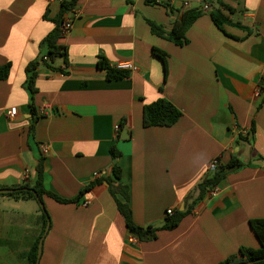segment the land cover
<instances>
[{
    "label": "crops",
    "instance_id": "crops-1",
    "mask_svg": "<svg viewBox=\"0 0 264 264\" xmlns=\"http://www.w3.org/2000/svg\"><path fill=\"white\" fill-rule=\"evenodd\" d=\"M182 1L193 9L202 0L166 6L75 0L80 14L70 34L58 40L66 61L57 57L52 68L38 67L34 116L25 68L41 55L61 5L0 0V66L11 65L9 77L0 80V185H33L39 157L46 190L63 199L73 200L101 181L77 203L43 195L48 218L38 201L0 196V264H28L25 254L39 242L38 264H217L242 246L259 247L249 221L264 218V0H222L234 11L225 12L231 24L217 26L204 12L179 46L153 34L148 21L170 30L186 11ZM153 48L167 55L166 73ZM99 58L110 66L129 61L138 71L108 81L97 68ZM158 98L182 116L170 127L144 128L143 107ZM13 107L17 113L10 118ZM112 145L121 154L120 183L129 186L138 226L161 225L168 209L184 211L187 195L214 158L226 164L234 156L242 166L176 228L159 231L151 241L129 242L105 181Z\"/></svg>",
    "mask_w": 264,
    "mask_h": 264
},
{
    "label": "trees",
    "instance_id": "trees-1",
    "mask_svg": "<svg viewBox=\"0 0 264 264\" xmlns=\"http://www.w3.org/2000/svg\"><path fill=\"white\" fill-rule=\"evenodd\" d=\"M75 4V0L68 1L64 4H61V12L56 19L52 20V23L55 25L54 29L47 34L42 44H44V49L41 52V55L35 58L33 61L26 65V80L24 82L26 91L29 94V107L32 113L35 116V108L33 106L34 96L37 92L35 87V79L38 77V67L44 65L46 67H51L52 62L57 57H63V60L66 61V51L65 49L58 44L59 34H60V22L62 15L67 9H70ZM233 14L234 11L231 9L225 2L222 0H214L212 11L209 13L212 21L217 25L221 26L222 24H231L227 15ZM204 13V11L193 8L186 10L180 18L175 21L170 30H165L161 25L149 22L151 32L160 36V38L166 39L176 45L184 46L187 43L186 32L194 20ZM153 54L159 57L160 61L163 63L165 73L167 72L166 59L167 55L160 51V49L153 48ZM46 57L47 59H43ZM97 68L105 72L106 80L111 81H122L130 77V72L119 71L115 69L114 66H110L103 58H99L97 61ZM11 71L10 64H4L0 66V80H6ZM264 91V90H263ZM182 113L177 109L170 101L164 98H158L156 101L151 102L143 107V124L144 128L147 127H170L174 125L179 118H181ZM38 117H35L30 123V134L33 135L34 126L37 122ZM255 123L252 122V125L247 132V136H251L254 132ZM111 158L113 159V166L111 168V176H107L105 181L109 185V193L112 196L118 213L122 216L125 221V224L132 235L138 242H147L153 239H156V235L159 231L163 230H173L176 228L181 220L187 215L190 214L198 202H201L206 198L208 192L213 188L217 187L218 184L226 178V176L231 172L242 166V163L236 158L231 157V159L223 164L221 162V157H217L219 164L214 170L207 171L202 180H200L197 185L194 187L193 191L190 192L186 197V208L184 211H174L171 215H166L161 225L156 226L155 224H149L147 226H138L134 224L132 220V210L129 206V186L126 184L120 183L121 180V167L118 165V159L121 154L116 148L112 145L109 149ZM44 158L39 157L38 164L35 166L36 180L33 185L21 184L19 186H2L0 189L7 190L6 194L0 193L2 197L12 198L14 200H35L41 203V212L45 218H48L46 209L43 203V195L53 199L58 203H77L79 199L93 189L101 181L95 180L91 184H88L84 189L79 192V195L73 199H63L49 191L46 190L44 186ZM36 194L39 197V200L35 198ZM118 197H121L120 200ZM251 230L256 236V239L259 243V247L256 249L240 247L237 254H233L226 259L219 261L217 264H264V218L252 219L249 221ZM38 248L35 246L33 250L25 254V258L28 264H38Z\"/></svg>",
    "mask_w": 264,
    "mask_h": 264
},
{
    "label": "built area",
    "instance_id": "built-area-1",
    "mask_svg": "<svg viewBox=\"0 0 264 264\" xmlns=\"http://www.w3.org/2000/svg\"><path fill=\"white\" fill-rule=\"evenodd\" d=\"M48 1L55 2V3H58L61 5V4H64L68 1H71V0H48ZM174 1L175 0H151V2H153V3L161 4V5H165V6L172 4ZM181 4H182V8L184 10L190 9V5L187 1H182ZM196 8L204 11L205 13H210L212 11V8H213V0H202L201 4ZM79 14H80V10L75 7V4L70 9H67V11H65L63 13L62 18H61V22H60V26H59V29H60L59 38L60 39L66 37L68 34H70L71 30L73 29L74 20L79 16ZM43 59L46 60L47 58L44 57ZM113 66L115 67V69H117L119 71H127L130 73L134 72V71H138L137 65L132 63V62H129V61L119 62ZM262 84H264V77H263V83ZM16 113H17V110L14 107L10 108L8 110V116L10 118H14ZM40 113L41 114L44 113V110L41 109ZM118 130H119V126H117V125L114 126V131L117 132ZM40 152L42 154H45L46 152H48L47 145L42 144L40 146ZM218 164H219L218 158H214L209 163V167H208L207 171L214 170ZM96 176H99V174L96 173ZM22 179L24 180V182L28 181V179H29L28 171H25L23 173ZM218 191L219 190H218V186H217V187L213 188L210 192H208L207 197L215 194ZM88 203L89 202H87V201H83L82 205L86 206ZM172 213H174L173 209H168L167 212L165 213V215H171ZM128 239H129L128 240L129 242H134V240H135V238L132 235H130Z\"/></svg>",
    "mask_w": 264,
    "mask_h": 264
},
{
    "label": "water",
    "instance_id": "water-1",
    "mask_svg": "<svg viewBox=\"0 0 264 264\" xmlns=\"http://www.w3.org/2000/svg\"><path fill=\"white\" fill-rule=\"evenodd\" d=\"M42 47H43V45H42ZM7 192H8L7 190H2V189H0V193H2V194H6ZM34 195H35V198H36L37 200H39V197H38L36 194H34ZM40 205H41V203H40ZM47 229H48V224H47L46 230H47ZM41 251H42L41 242H39L37 257H39V254H41Z\"/></svg>",
    "mask_w": 264,
    "mask_h": 264
}]
</instances>
